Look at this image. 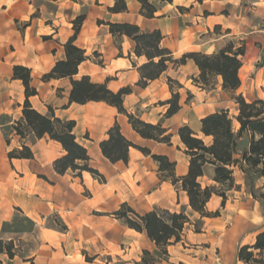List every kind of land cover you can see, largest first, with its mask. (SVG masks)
Here are the masks:
<instances>
[{
    "label": "crops",
    "instance_id": "0c3cea01",
    "mask_svg": "<svg viewBox=\"0 0 264 264\" xmlns=\"http://www.w3.org/2000/svg\"><path fill=\"white\" fill-rule=\"evenodd\" d=\"M44 1L55 11L48 12L46 4L37 5L35 0H0V239L13 241L14 235L19 236L18 241L25 238L26 232L5 230L23 216L34 225L33 234L40 244L34 255L23 258L22 264H30V260L35 264H103L98 251L93 262H86L83 250H87V244L107 241L115 264H141L143 252L154 253L157 248L146 234L124 226L114 217L113 213L128 203L140 214L163 209L184 211L189 217L192 225L186 228L181 242L169 247V263L164 264H245L237 259L239 249L253 245L264 231V202L249 193L245 175L236 168L235 182L240 188L227 193L224 205L222 197L213 195L207 210L219 212V216L202 218L191 208L181 183L174 185L163 178L152 157H168L176 164V176H185L190 158L185 154L179 129L189 126L199 138L211 143L212 137L202 133L201 120L223 110L230 114L235 111L234 126L239 129L234 95L223 90L221 77L210 88L196 85L193 78L200 71L193 60L179 68L170 66L160 78L140 87L139 68L148 59L135 54L132 38L111 34L109 24L129 23L145 32L160 30L164 36L162 47L176 59L193 52L214 54L228 45L234 50L243 47L242 83L235 96L252 102L264 100V0H156L157 12L151 19L141 14L137 0H125L128 10L122 13L109 11L116 0ZM206 3L215 6V35L210 16L205 18L203 14ZM79 16H85V21L75 44L86 51L88 59L79 66L73 80L88 76L94 83L107 84L113 92L131 88L124 98L125 109L146 123L161 124L172 135L171 144L142 138L127 115L105 102L71 103L70 78L43 79L57 62L65 60V45L75 36L73 22ZM15 66L31 70V86L37 90V95L30 98L34 109L44 115L52 109L57 118L76 122L74 133L87 148L89 165L99 172L102 181L89 172L81 176L70 171L57 174L54 162L66 155L59 142L48 136L22 139L16 134L14 126L23 118L27 97L22 81L14 78ZM169 78L183 87L175 88L180 94L181 110L167 118L166 103L172 97ZM116 124L129 141L151 154L131 148L127 164L105 158L101 144L109 140V131ZM248 144V137L241 140L242 147ZM23 145L31 148L34 158L11 159L9 153ZM213 176V168L207 167V175L200 179L203 188L215 185ZM261 185L259 182L258 187ZM86 191L89 197L84 195ZM53 216L67 228L45 226ZM198 221L203 225L199 232L194 230ZM125 230L139 239L124 250ZM0 256L9 264H18L19 255L14 260L5 254Z\"/></svg>",
    "mask_w": 264,
    "mask_h": 264
},
{
    "label": "trees",
    "instance_id": "16d2710c",
    "mask_svg": "<svg viewBox=\"0 0 264 264\" xmlns=\"http://www.w3.org/2000/svg\"><path fill=\"white\" fill-rule=\"evenodd\" d=\"M141 6V14L146 18H155L157 12L156 0H137ZM171 2V0H160ZM128 10L125 0H116L111 13H122ZM85 21V16H79L73 22L75 36L65 45V60L56 63L54 68L43 79L70 78L72 90L71 103L86 104L89 102H105L122 114L127 115L133 129L144 139L154 140L160 143L171 144L172 135L161 124L146 123L132 114L124 107V98L132 92L131 88H123L118 92L111 91L107 84H99L85 76L80 80H73L78 74L79 66L88 59L86 51L75 44L77 35ZM110 32L114 36H127L136 43L135 54L138 57L145 56L148 62L139 68L141 79L138 85L142 88L148 86L165 73L170 66L179 68L193 60L200 74L193 78V82L201 88H210L217 77L222 78L223 90L234 95L238 105V115L235 118L239 123V129L234 126V119L229 111H220L211 114L201 120L202 133L206 137H212L211 143H206L199 138L189 126L179 129L178 135L185 148V154L190 158L188 173L183 177H177L176 164L168 157L153 155V159L159 165L161 176L170 180L174 185L181 183L182 189L187 193L191 208L198 212L202 218H214L219 212H209L207 203L217 195L222 197L223 205L227 200V193L238 190L240 187L235 182V169L238 168L246 178L249 193L257 200L264 202V100L257 99L247 102L241 95L235 96L241 86L240 70L243 66V47L234 50L233 45L214 54L200 52L188 53L176 59L173 53L162 47L164 38L160 30L142 31L139 26L129 23L109 24ZM14 78L21 80L26 91V102L23 109V118L16 123L14 130L22 139L33 135L36 139L48 136L51 140L59 142L66 155L54 162V170L59 175L73 172L81 176L83 172H89L93 176L103 180L99 172L90 167V157L87 148L81 144L74 133L75 121L62 120L54 115H44L38 112L30 103V98L37 95V90L31 86V70L24 66L14 67ZM172 97L166 104L169 109L166 117L170 118L181 110L180 94L175 90L183 86L177 81L168 79ZM191 96L189 95V99ZM109 140L101 144L105 158L112 163L123 161L128 163L129 151L136 148L146 155L151 152L129 141L116 124L109 131ZM249 138L247 147H242L241 140ZM85 138H88L86 135ZM11 159H33L34 154L30 147L23 145L22 149H15L9 153ZM214 171L213 181L215 185L202 187L200 179L207 175V167ZM259 182L262 183L258 187ZM114 217L124 226L144 233L156 245V251H144L141 264L169 263V247L181 242L182 236L188 225L191 224L185 212H171L169 210L155 209L145 214L135 211L128 203H124L113 213ZM29 221V220H28ZM198 232V231H197ZM14 241L0 239V254H5L10 260L18 255ZM237 259L245 264H264V231L257 235L253 245L242 246ZM30 264H35L30 260ZM1 264V262H0ZM182 264V263H180Z\"/></svg>",
    "mask_w": 264,
    "mask_h": 264
},
{
    "label": "rangeland",
    "instance_id": "374dc122",
    "mask_svg": "<svg viewBox=\"0 0 264 264\" xmlns=\"http://www.w3.org/2000/svg\"><path fill=\"white\" fill-rule=\"evenodd\" d=\"M200 1H203V0H200ZM35 3L37 5L46 4L48 12L55 11V7L52 6V4L46 3L44 0H35ZM206 4H207V8L205 9V12L203 14H204L205 18L210 16L209 19L211 21V26L213 28V34L215 35V26H214V23H215V6L212 3H210V4L206 3ZM213 82L215 83L216 80L214 79ZM234 114H235V111H233L230 115L232 117H234ZM84 195L89 197L90 193L88 191H86ZM48 220L45 221V226L57 227V228H60L61 230H65L67 228L57 216H53ZM190 225H192V223ZM202 226H203L202 223L200 221H198V222L194 223V230L199 232L201 230ZM187 227L189 228V225ZM34 228H35L34 225L23 216H18L11 225H7L5 228L6 231L14 233V234L16 232H18L20 234H23L25 232L27 233L26 236L23 235L25 238H23L21 241H18V238H19L18 235L13 236L14 237L13 241H15V240L17 241V250H18L17 253L19 255V258L17 260L18 264H22L21 262L23 261V258L30 257V256L34 255L38 250V245L40 244V242L37 239V236L35 234H33ZM30 236H32V237H30ZM108 238H110V237H108ZM138 239H139L138 235H135L134 233H130L128 230H125L123 249L125 250V248L129 244L135 243V241ZM211 241L213 244L216 243L215 238H212ZM86 244H87V242H86ZM86 247H88L87 250H85V251L83 250V255L85 256L86 262H93V260L95 259V258H93L94 253L98 251V252H100V257H101V260L103 261V264H109V263L115 264L114 254H112V252L110 250L108 241L105 244H100V245H95V246H88V244H87ZM89 247H92V248H89ZM105 247H107L108 251H105ZM78 255H80V253H78ZM75 257H77V256H75ZM0 260H3L5 262V264H9V260L5 257L0 256ZM122 264H124V263H122Z\"/></svg>",
    "mask_w": 264,
    "mask_h": 264
}]
</instances>
